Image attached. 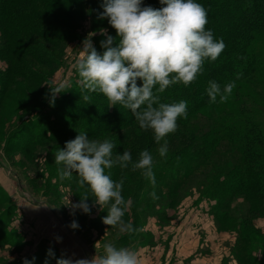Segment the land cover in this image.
Segmentation results:
<instances>
[{"label":"rangeland","instance_id":"obj_1","mask_svg":"<svg viewBox=\"0 0 264 264\" xmlns=\"http://www.w3.org/2000/svg\"><path fill=\"white\" fill-rule=\"evenodd\" d=\"M11 1L19 2L21 9L27 12L43 11L50 19L69 29L76 38L73 42L53 48L38 39H33L34 37H27L26 40L30 44L40 45L47 52L45 58L38 59L30 54L25 56L17 42L7 38L0 30V174H3L6 180L1 184L10 194L8 196L12 203L0 201V240L5 237L1 227L18 225L20 214L26 211L24 200L38 204L42 209L41 214L48 221L43 231L38 232L36 229L33 231L24 225L23 229H19L20 232L15 231L16 235H10L8 244L0 247V264H22L24 258L31 259L33 256L36 257L35 264H44L48 250L43 252L39 250L41 256L38 257L34 254L36 250L34 247L39 246L42 241L38 240L41 238L49 242L50 236L59 235L56 232L59 226L55 218L67 227L70 234L72 233L71 236L76 242L78 241L83 253L88 251L92 254L95 250L96 255L102 254L105 242L138 251L135 233H138L139 237V233L148 229L155 233L152 240L154 244L160 246V249L152 256L143 254L144 260L140 257V264H249L248 261L254 258L256 261L262 259L264 262V243L256 245V249L252 250L251 246L238 238L236 232L224 224L216 225L212 216L211 219L208 217L206 208L213 206L212 202L199 201L200 195L214 186L213 182L220 169L229 161L227 156L230 150L227 147L225 149L221 142L216 143L210 150L201 152V156H206L208 161L189 184L170 201L164 198L162 204L152 208H143L138 203V198L134 196L137 182L142 181V171L133 170L131 167L122 169L118 165L113 167H117L121 177L125 178L122 195L129 204L123 221L133 226L132 232H121L118 226L104 224L102 217L107 215L108 206L105 205L102 209L96 204L95 197L88 189L89 193L86 192V195L89 197L87 203L90 212L84 213L77 209L74 214L72 213L71 204L78 203L85 194L77 197L70 189L64 188L60 181L55 183L54 177L58 175L57 170L60 166L54 163V153L48 160L43 153L36 154V160H33L30 155L20 152L14 146L16 140L21 145L26 135L11 142H8L7 137L8 134L18 131L21 124L27 123L25 125L31 126L35 123L36 116L32 111L42 99L51 95L49 86L55 88L62 84L63 88L77 89L72 86L75 82L79 83L75 76L77 71L74 64L77 59L82 58L80 55L82 41L89 33L99 35L100 29L106 28L108 23L106 19L99 20L96 29L98 32L90 31V19L85 17L87 7L85 0H74L72 5L59 0H30L31 4L25 0ZM147 1L144 0V3ZM98 7L100 8L96 11L97 16L103 11L101 4H98ZM62 9L66 11L65 14ZM207 19V26L213 27L215 20ZM95 35L91 37L93 46L97 45V41L93 40ZM249 49L256 55L257 60H260L261 73L257 72L253 81L234 88L227 94V99L219 101L215 110H205L203 113L210 119L209 122L215 121L219 113L228 106L230 109H235V112L248 109L256 121L264 123V37L255 36L249 43ZM13 71L22 74L25 78H19L20 76L12 73ZM58 97L57 94L55 98ZM72 100L76 103H85L84 99L72 98ZM69 132L64 130L59 134L60 141L57 147L63 148L66 141L74 139L79 133ZM150 133L153 134L152 131ZM94 139L102 141V137ZM163 161L165 159L162 157H154L153 167ZM2 195L3 193L0 192V197ZM135 200L137 202L134 204ZM13 204L16 205L18 215L13 210ZM229 211L235 221L237 219L243 221L264 242L263 204L245 196H236L229 201ZM73 220L78 222L77 229L70 227ZM67 234L69 235L68 232ZM23 236H26L28 241H25ZM29 237L38 238L36 241L39 243ZM44 246L48 248L47 245ZM55 257L58 258L56 254ZM50 264H56V259H51Z\"/></svg>","mask_w":264,"mask_h":264},{"label":"trees","instance_id":"obj_2","mask_svg":"<svg viewBox=\"0 0 264 264\" xmlns=\"http://www.w3.org/2000/svg\"><path fill=\"white\" fill-rule=\"evenodd\" d=\"M59 1L72 5L74 0ZM25 2L31 4L30 0ZM85 2L87 3L85 17L90 19V31L98 32L97 22L102 19L100 15H96V11L100 8L98 4L102 6L103 0H85ZM198 3L206 9L207 18L215 20L213 27L206 25V28L212 30L214 38H222L226 47L215 61L207 59L204 61L201 71L190 84L176 83L162 93L154 90V94L159 96L160 103L186 100L187 116L178 118L176 130L165 138L168 152L162 157L165 161L153 167L155 185L142 175V181L137 182L135 186L134 196L138 198V203L143 208L160 205L164 198L170 201L207 163V157L201 156V152L208 151L216 143L221 142L225 149L227 147L230 150L227 156L229 161L220 169L213 182L214 186L201 194L199 201L212 202L213 206H208V212L215 224L226 225L253 250L256 249V245L264 243L263 239L243 221L233 219L229 211V201L236 196H245L264 205V123L256 121L248 109L235 112V109L227 106L215 121L210 122L203 112L215 110L220 101L218 97L217 102H210L206 92L209 81L215 80L223 86L235 80L234 89L253 81L257 72L261 73L260 60L258 61L256 55L249 49V43L255 36L264 37V0H198ZM144 4L154 8L161 7L159 0H148ZM62 11L66 13L65 10ZM95 16L98 17L96 20ZM106 28L108 33L116 35L115 30L109 25ZM0 30L7 38L17 42L25 56L30 54L38 59L45 58L47 52L40 45L30 44L26 40L27 37H34L33 39H38L53 48L73 42L76 38L69 29L50 19L43 11H24L19 2L15 3L11 0L0 1ZM104 38L101 34L93 37V40L97 41L94 47L98 52L103 51L100 42ZM12 73L19 75L15 71ZM238 74L239 79L236 78ZM19 76L25 78L22 74ZM75 76L80 79L78 73ZM72 86L77 89L63 88L58 94L59 97L55 98L54 104L49 103L51 95L43 97L44 99L32 111L36 116L35 123L31 126L25 125L27 123L21 124L18 131L8 134V142L26 135L21 145L17 140L14 142L15 148L30 155L33 160H36V154L39 153H43L48 160L58 148L59 134L69 130V133L86 132L90 139L96 137H102V140L111 139L116 145L113 149L114 156L116 153L130 151L135 161L138 157L137 151L148 149L155 158L160 157L158 153L160 144L155 142L150 130H144L139 126L130 110L120 104L110 105L103 94L96 92L89 93L90 99L83 100L85 103H76L72 98L83 99L82 85L80 82H75ZM160 143L163 144L164 141ZM212 163L214 164L215 160ZM106 172L116 181H125L117 167L106 169ZM55 176V183L60 181L64 188L70 189L77 197L86 195L87 188H82L78 184L76 174L71 179L64 180H60L58 175ZM153 191L158 199H153L150 195ZM0 192L3 193L0 201L4 200L12 204L1 185ZM136 202L135 200L134 204ZM13 207L15 212L14 204ZM1 229L5 232V237L0 240V247L8 244L10 235H16L13 231L8 232L7 228L1 227ZM135 235L137 247L154 245L151 233L142 231L139 237L138 233ZM40 244L34 253L38 257L41 256L39 250L42 252L48 250L44 246L45 243ZM252 262L264 264L262 259L256 261L254 258L248 261L249 264Z\"/></svg>","mask_w":264,"mask_h":264},{"label":"clouds","instance_id":"obj_3","mask_svg":"<svg viewBox=\"0 0 264 264\" xmlns=\"http://www.w3.org/2000/svg\"><path fill=\"white\" fill-rule=\"evenodd\" d=\"M159 3L161 7L154 8L145 5L144 0H103L100 18L107 20L116 35L101 28L100 34L105 38L100 42L103 51L98 52L91 39L96 33H89L80 48L82 58L75 61L74 67L84 100L90 99L89 93L96 92L103 94L110 105L120 104L130 110L142 129L152 131L155 142L160 144L159 156L165 157L168 152L165 138L176 130L177 119L187 116L188 102L160 103L154 90L162 93L176 83L190 84L204 61H215L226 45L206 28L207 12L198 0H159ZM236 78L239 79V74ZM235 83L232 80L221 86L215 80L209 81L206 92L210 102H217L218 97L227 99ZM62 88V84L49 86L50 104H54ZM115 147L109 138L90 139L86 132H79L63 148L55 150L54 163L60 166L57 170L60 180L71 179L75 173L78 184L91 191L95 203L102 209L108 206L107 215L102 217L104 224L118 226L121 232H132L133 226L123 221L129 204L122 195L123 181L112 179L106 169L116 165L139 169L155 185L154 157L148 149L140 151L135 161L130 151L114 156ZM150 195L158 199L155 191ZM88 198L85 195L71 204L72 213L77 209L89 213ZM70 227L77 229L78 222L73 220ZM51 259H56V264H140L135 250L111 242H105L103 253L91 259L56 258L49 248L44 264H50ZM35 261V256L24 258L22 264Z\"/></svg>","mask_w":264,"mask_h":264},{"label":"crops","instance_id":"obj_4","mask_svg":"<svg viewBox=\"0 0 264 264\" xmlns=\"http://www.w3.org/2000/svg\"><path fill=\"white\" fill-rule=\"evenodd\" d=\"M0 176L2 177V178H0V185L2 187L1 183H3V181L5 182L6 180L4 179L3 174H0ZM7 194L10 195L8 192H7ZM24 201H25L24 205H25L26 211H22V213L20 214V216H19L20 218H19V220H17V222H18L17 226H14V224H12L11 227L7 228L8 232L13 231L15 233L16 230H18L20 232L19 229H23L24 225L28 226V228H30L33 231H34V229H36L38 232L43 231V228L46 226L48 221H47V218L41 214L40 210H42V209H40V206L38 204H33L30 201L28 202L26 200H24ZM206 211L209 215L208 208H206ZM16 214H17V209H16ZM208 217L210 218V215ZM55 221L57 222V225L59 226V229H60V230L58 229L56 231L59 233V235L58 236H53V235L50 236L49 239L51 241H49V242H48V240L42 239V238L39 239L38 241L39 242L42 241L40 243H45V245H47L48 248L50 246V248H52L53 251L55 252V254L58 256V258L61 256H64L66 258L71 257L73 259H80V258L91 259L96 255L95 250L92 252L93 255L91 253L89 254L88 251L87 252L85 251V253H83V251L81 250V246L79 245L78 241L76 242L74 240V237L71 236L72 233L70 234V231L67 229V227H65L57 218H55ZM41 224H43L44 226L43 225L41 226ZM146 231L151 233L155 237V233L152 230L149 231L147 229ZM67 232L69 233V235L67 234ZM57 237H60V238L63 237V238L60 241H57V239H56ZM24 238L26 241L27 240L26 236H23V239ZM30 238H33L34 241H36L38 239L36 237H29V239ZM172 238L170 240V243L172 241ZM38 241H36V242H38ZM30 242L33 243V241H30ZM170 243H169V245H170ZM37 247H34V248L37 249ZM159 249H160V246H158L157 244H154L153 246L140 247L139 250L136 252L138 253L139 259H140V257H143V258H141V260H144L145 253H147V255L152 256L155 252L159 251ZM35 251H34V253H35ZM147 257H149V256H147ZM141 260H139V261H141Z\"/></svg>","mask_w":264,"mask_h":264}]
</instances>
